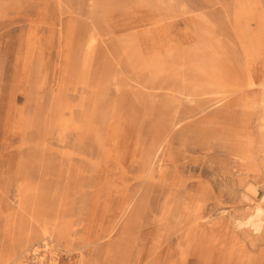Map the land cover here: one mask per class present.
<instances>
[{
	"label": "rangeland",
	"instance_id": "rangeland-1",
	"mask_svg": "<svg viewBox=\"0 0 264 264\" xmlns=\"http://www.w3.org/2000/svg\"><path fill=\"white\" fill-rule=\"evenodd\" d=\"M242 50L256 87L171 132ZM263 96L264 0H0V264H264Z\"/></svg>",
	"mask_w": 264,
	"mask_h": 264
},
{
	"label": "bare ground",
	"instance_id": "bare-ground-1",
	"mask_svg": "<svg viewBox=\"0 0 264 264\" xmlns=\"http://www.w3.org/2000/svg\"><path fill=\"white\" fill-rule=\"evenodd\" d=\"M233 28V25H232ZM233 30V29H232ZM234 32V30H233ZM235 34V33H234ZM95 40L92 39L91 43L94 44ZM236 43L239 44L237 38ZM243 51V50H242ZM244 54V51H243ZM227 67V66H226ZM247 70L245 68V54H244V64L241 68V72H239L237 75H232L231 72H229V69L225 70V68L221 65V91L224 93V95L221 96V99L216 101L215 99H212L208 96L209 92L208 89H212L211 85L214 84L205 82L203 86L201 87H195L191 89V91L188 90V87L185 85L182 88L175 89V93L177 95L176 102H178L177 105H175V109L177 110V114L183 116L179 117L176 116L173 122V127L171 128V132L175 129V127H178L182 124V122H185L186 120L197 116L201 114H205L207 111L213 109L215 105L223 104L224 102H227L229 100L230 103L237 98V95L245 91L246 89H252L253 87H256V83L254 80L248 77ZM242 75V76H241ZM179 81L182 83H186L187 80L185 78H179ZM217 83V82H216ZM214 85H218L219 83ZM188 84V83H187ZM244 85V86H243ZM199 97V98H198ZM235 101V100H234ZM184 106H195L193 107L191 111L185 110ZM243 112L248 114V117L250 119V122L254 121L258 115L264 116V96L259 101V104L256 102V99H254L253 103L251 105H243ZM262 122H264V118L261 119ZM263 131V130H262ZM166 139L163 140L160 145L158 146L156 150L155 160L156 162L160 161V153L166 146ZM247 143V144H246ZM252 144L248 142L243 143V145L238 149V154L235 156L236 161H238L241 165H248L251 168V171H255V164L260 166V170L264 172V169H262L261 164L256 162L255 155L252 150ZM258 169V168H257ZM163 171V170H162ZM163 173V172H162ZM259 186L251 184L247 188V192L251 194H257L258 193ZM134 199H132L130 202H128L119 212L117 215V219L115 224L105 232L103 235V239H109L119 230L121 223L125 220L129 210L131 209V205L133 204ZM195 213V212H194ZM257 213L259 216L264 215V208L262 206H259L257 208ZM188 216H192L188 214ZM196 216V214L193 215V217ZM178 219V216L176 214V211L174 208H170L168 211H166V214H164L162 221L164 223L170 222L175 223ZM204 219V218H202ZM187 226L184 227V239L190 240L191 237L194 235L193 231L187 230ZM54 236L52 237H45L41 241L42 245L47 248L50 245L54 247L55 243ZM37 246V245H36ZM35 245L32 246L35 250L37 249ZM153 247V246H152ZM155 248V247H154ZM153 248V249H154ZM156 249V248H155ZM154 251V250H153ZM154 253V252H153ZM123 259L127 258L126 255L122 257ZM136 260L140 261L141 257H136ZM135 264V263H134Z\"/></svg>",
	"mask_w": 264,
	"mask_h": 264
}]
</instances>
